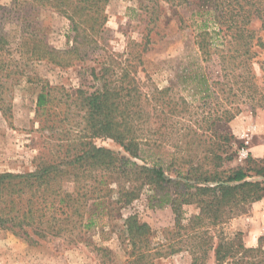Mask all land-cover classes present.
<instances>
[{
	"label": "trees",
	"instance_id": "1",
	"mask_svg": "<svg viewBox=\"0 0 264 264\" xmlns=\"http://www.w3.org/2000/svg\"><path fill=\"white\" fill-rule=\"evenodd\" d=\"M162 3L191 9L189 26L202 61L210 63L213 56L218 61L211 83L202 71L191 78L198 101L216 100L206 127L183 125L193 104L137 77L143 65L139 56L110 54L98 73L88 68L94 83L72 93L28 75L34 63L67 67L84 60L107 20V0H29L27 10L18 0L12 9L0 6V114L11 118L14 86L23 78L36 81L35 117L50 139L32 170L0 172V232L31 246L54 240L83 244L100 263L117 262L110 249L85 236L109 228L124 246L122 264H153L180 251L191 256V264H207L211 257L215 264H264L260 242L246 247L240 233L225 236L215 230L264 198V159L248 154L244 166L226 168L235 158V140L213 129L234 118L233 104L239 100L264 106V88L253 67L264 55V0H138L151 30L158 26ZM40 8L69 21L72 47L49 45L32 16ZM179 22V29L186 28L187 21L179 17ZM149 42L147 36L143 51ZM257 64L264 85V61ZM97 139L113 142L120 151L98 146ZM142 196L151 209L171 208L175 227L168 235L174 244L157 248L148 224L137 214L123 215ZM189 205L198 212L184 222L183 207Z\"/></svg>",
	"mask_w": 264,
	"mask_h": 264
},
{
	"label": "rangeland",
	"instance_id": "2",
	"mask_svg": "<svg viewBox=\"0 0 264 264\" xmlns=\"http://www.w3.org/2000/svg\"><path fill=\"white\" fill-rule=\"evenodd\" d=\"M12 2L13 0H0V6L3 9H12ZM18 2L27 3L23 5H27L26 10L29 8V0H18ZM190 10L178 11L162 3L158 26L151 30L152 26L147 23L145 13L138 7V0H107L105 7L107 20L96 38V43L91 44L92 50L87 48V56L84 60H73L67 67L38 62L32 64L27 73L30 77H39L52 86L63 87L72 93L81 85L89 87L94 83L88 68H95L98 73L101 67L99 63L105 61L110 54L123 55V59L126 56H139L143 65L139 67L137 77L148 86H155L158 89L170 88L173 96L176 94L192 103L195 108L192 109L191 116L183 115L182 123L196 129L203 126L216 110L214 106L216 100L213 97L208 98L206 105L198 101L200 95H194V83L191 78L202 71L208 83H211L216 78L219 67L215 56L210 63L202 61L195 45L193 26H189ZM1 13L2 11L0 15ZM32 16L38 22L50 46L58 50L73 46V33L70 32V23L66 18L49 8H40L35 16L33 14ZM7 17L9 19L10 15ZM179 17L187 21L186 28L179 29ZM147 36L150 42L146 45V51H143ZM261 61H264L263 54L254 60L253 67L260 87L264 88L260 82L262 72L257 64ZM38 91L36 81L29 83L23 78L12 89L11 118L6 119L0 114V172L18 173L32 170L33 159L45 142L50 141L47 133L39 131L35 117ZM256 103L260 102L237 101L233 104L238 109L234 118L230 121L222 120L213 127L217 132L229 134L235 140V144H232V151H236L235 158L225 163L226 168L244 166L248 154L253 159H264V106L260 104L257 106ZM229 106L231 105L226 103L225 107ZM151 121L156 122L154 118ZM192 138L198 140L195 136ZM95 142L98 146L120 151V148L109 140L97 139ZM146 201L142 196L126 208L122 212L123 215L137 214L141 222L148 224L154 237L153 243L157 248L161 244L166 247L174 244L175 240L170 239L168 235V232L173 231L175 227L171 208L151 209L147 207ZM256 204L260 206L255 210ZM183 209L184 222L198 212L193 205L185 206ZM215 230L216 233L220 232L225 236L240 233L246 247L249 246L244 241L245 236L256 230L257 243L252 247H256L260 242L264 249V198L250 204L243 213L228 219ZM85 237L97 245L110 249L114 261L117 262L115 264H122L118 262H122L126 257L124 246H121L117 236L114 232H110L109 228L102 232L91 231ZM165 251L170 250L168 248ZM0 264L113 263H100L92 249L83 244L70 245L54 240L43 245L31 246L9 233L0 232ZM153 264H191V256L185 251H180L157 258ZM207 264H215L212 257Z\"/></svg>",
	"mask_w": 264,
	"mask_h": 264
},
{
	"label": "crops",
	"instance_id": "3",
	"mask_svg": "<svg viewBox=\"0 0 264 264\" xmlns=\"http://www.w3.org/2000/svg\"><path fill=\"white\" fill-rule=\"evenodd\" d=\"M259 206H260L259 204L254 205V209L255 210L258 209ZM256 234H257L256 230H253L248 235L245 236L244 241H245L247 246L252 247V246L256 245V243H257L256 237H258V234L257 235Z\"/></svg>",
	"mask_w": 264,
	"mask_h": 264
}]
</instances>
